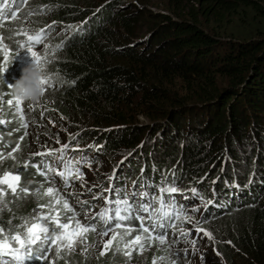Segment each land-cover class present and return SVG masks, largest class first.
<instances>
[{"label": "trees", "instance_id": "obj_1", "mask_svg": "<svg viewBox=\"0 0 264 264\" xmlns=\"http://www.w3.org/2000/svg\"><path fill=\"white\" fill-rule=\"evenodd\" d=\"M140 1L145 0H25L17 6L7 0L17 16L0 21V69L7 67L0 71V94L15 101L9 92L20 78L12 63L19 50L14 23L23 25L32 16L30 25L54 35L51 69L71 82L46 85L42 103L28 104L33 121L46 126L41 113L50 101L51 112L69 120L70 130L79 133V151L101 153L106 162L137 154L117 183L118 198L134 207L154 196L148 183L154 188L159 183L160 188L198 189L217 213L214 227L231 233L229 250H224L227 264H264V0H167L165 13L145 19V33ZM3 114L0 173H35L21 176L19 184L30 194L19 193L18 187V195L9 190L4 196L22 219L14 222L0 211V238H10L25 232L46 178L32 166L41 160L30 150L29 121L13 104H6ZM142 117L148 121L139 123ZM178 151L182 166L164 169L163 160L170 162ZM133 176L137 187L142 185V200L133 191L126 193ZM159 196L166 200L168 193ZM30 200L33 204H26ZM218 220L227 224L219 226ZM120 223L137 231L141 222ZM103 224L95 225L103 231ZM9 247L19 249L23 264L52 261L51 246H44L45 251L38 242L21 247L9 240ZM35 255L42 258L27 259ZM91 256L95 259L86 257L79 264H113L110 257L101 260L96 252ZM0 260L20 264L3 252Z\"/></svg>", "mask_w": 264, "mask_h": 264}, {"label": "rangeland", "instance_id": "obj_2", "mask_svg": "<svg viewBox=\"0 0 264 264\" xmlns=\"http://www.w3.org/2000/svg\"><path fill=\"white\" fill-rule=\"evenodd\" d=\"M138 5L141 6L146 13L144 20H142L143 25L141 26L142 32L144 33L147 31L149 32L144 26L145 19H148L149 21V19H151L150 14L165 13L169 7L167 0H145L144 2L140 1ZM26 18L27 19L24 20L25 22L22 27L14 28V32L16 33L14 38L18 41L19 50L15 61L12 63L18 70H21V72L24 67H27L33 62V57L31 56L32 52H35L41 60L44 56L50 54V49H52L51 44L54 37L53 34H50L49 36L46 35L41 43L35 44L31 51H29L27 47V44L29 43L27 39L28 36H34L38 32L44 34V30L41 29L42 27L30 25L32 23L31 20H33L34 17L28 16ZM17 24H20V22ZM3 32V28L0 27V38H2ZM12 53L14 54L15 51ZM15 75L20 74L15 71ZM20 105L22 112H19V115L21 117L24 116L26 120L29 121L27 134L31 139L30 150L35 159L41 160L44 155L49 154L57 157L61 150H64L65 152L68 151L67 154H65V159L67 156L69 157L73 155L71 151L76 147L72 145V142L70 141V137L74 134V132L70 130V121L58 116V114L53 111L51 112L52 104L50 101H48L46 107L43 108L46 112L41 113V117L46 123L45 127H43V124H40V122H34L30 117L31 110L28 104L21 103ZM0 120L4 121V123L0 124V127L6 126L5 115L3 113L0 114ZM146 121H148L147 117L139 119V123ZM101 135H104V133ZM241 147L247 150V146L244 147L241 145L240 148ZM177 153L173 155L170 162L169 160H163L165 163L164 169H168L170 166L172 169L173 166L175 168L182 166L180 163L181 161L177 159L179 158L178 155L180 154V151ZM102 157L101 153H98L96 154V159L92 161L88 159L87 164H84L83 166L78 165L77 167L82 169L83 178L80 179L78 176L71 177L67 187L63 186L62 180L56 179L57 183L54 186V190H58L59 197H61L60 203L58 204L53 202V197L43 195L50 186L46 180L44 189L40 188L37 191L39 192V198L36 201V206H38L37 209L31 211L30 216H27L26 221L29 225L34 222L37 213L50 214L58 217L60 220H63L65 215L71 216L73 213L68 212L63 207V198H67L69 204L74 206V211L77 213V219L82 223L96 224L98 221H102L98 218L97 213L108 208L106 203L108 198L107 196L105 197V195L107 189L114 185L113 177L111 178V175L115 174L114 164L118 160V158L115 159V157H112L114 162H106ZM106 157H110V155ZM77 159V157H74L73 161H76ZM56 170L60 171L59 169ZM21 180L17 182L18 185ZM30 193L29 190L27 194ZM4 200L7 203L6 206L3 207V212L5 211L4 213L6 215L13 217L12 220L14 222L21 223L22 219L17 217L19 211H15L19 209L15 207L14 210V205H10V202H8V199L6 198H4ZM175 200L182 201L183 197L179 196ZM26 204L31 205L33 204V201L30 200L26 202ZM190 205L191 206L188 209L185 208V212H188V218H185V222L178 227L180 229L179 233H166V236L169 235L171 237H166L164 244H160L157 239L153 238V235L150 237L149 233L143 232H141L143 239L137 244H132L131 240L137 234V231L132 230L128 235L124 236L123 240H121L119 235L123 234L126 228H119L116 229L117 239L112 241V243L107 244V247H105L106 241L111 238L113 233H109L108 236H103L99 234L102 232L99 229L95 232L88 231L87 233L78 230L74 237L72 233L69 232L66 234V239H59L52 245L53 255L51 264H58L63 260H66V264H79L80 262H83L86 257H88L89 260L91 258L95 259V257L91 256V252L98 253L101 260L110 257L113 264H149L150 261L151 264H227L224 250H229L230 244L228 238H230L231 233H229L226 228L219 229L218 226L214 227L212 224L214 222H210V220H208V224L200 225V223H202V218L200 216L205 211L203 207L204 205L197 203L194 205L192 203ZM199 206L200 210L195 216H192L190 211L193 208L197 209ZM85 209H87V213L85 212ZM86 216L92 217V219H86ZM218 221L217 223H219V226L227 224V222ZM72 228H75V222H72ZM205 233H209L210 235H206ZM185 234H187V237L182 238V235ZM53 239H55V237H53ZM220 239H222V241H219ZM69 242H71V247L67 246ZM141 244L144 246L143 248L140 247ZM155 250L158 252H155ZM160 255L162 257L158 259ZM97 260L99 261V259Z\"/></svg>", "mask_w": 264, "mask_h": 264}, {"label": "snow or ice", "instance_id": "obj_3", "mask_svg": "<svg viewBox=\"0 0 264 264\" xmlns=\"http://www.w3.org/2000/svg\"><path fill=\"white\" fill-rule=\"evenodd\" d=\"M14 3L23 4L25 0H13ZM11 16L12 19H16L17 13L13 10L11 4L7 2V0H0V21H3ZM47 33L40 34L37 33L34 36L29 35L27 44L28 50L35 46V44H39L42 40L46 37ZM7 39V38H3ZM5 56L8 55L7 47L4 49ZM31 56L37 60L40 58L37 56L35 52H32ZM0 71H7V67L0 69ZM6 104H13L16 108L17 112H22V109L19 107L21 104L18 101H13L12 99L5 100L3 95L0 94V114L4 111V106ZM4 123V121L0 120V124ZM25 127L27 125H24ZM3 157H0L2 159ZM73 159H65V152L61 150L60 155L55 157L54 161L50 160H41V161H33L32 166L37 169V172L41 176H44L50 186L47 190L43 193V195H48L53 197L54 203H60L61 197H59L58 190H54V186L57 183L55 177H48L47 172L55 171L57 168H62L59 172V176L63 181V186H68L69 178L73 175L78 176L80 179L83 178V173L80 167H74ZM88 163L87 157L82 158L81 160L76 161L77 165L83 166L84 164ZM28 165L26 164L24 168L26 169ZM27 175H35V173H26L23 169H18L15 172L11 170H6L3 173H0V185H6L7 187H0V211L3 210V207L6 206V201L4 200V196L6 194H17V188L19 187V193H27L29 189L24 186L18 185L17 182L21 180V176ZM28 179L23 181V184H28ZM42 186V184H41ZM10 190V193H9ZM115 191V190H112ZM161 193H176L178 192V188L176 186L170 187H161L159 189ZM135 195V194H134ZM147 195V193H145ZM108 203H114V209L105 208L102 212L97 213V216L100 220L103 221L104 225H110L114 223L112 227H105L100 235L108 236L109 233H113L111 238L106 241L105 247L107 244L112 243V241L117 239L116 229L124 227L122 225V221H132V220H139L141 223L138 226L137 234L132 238L131 243L137 244L139 243L143 237L141 232L149 233L150 237L154 233L155 236L153 238L157 239L160 244L165 243L166 239V232L164 231H157V229H166L171 227L170 218L171 219H178L180 215L183 213V206H178L175 202L174 197H170L168 201H165L163 196L153 197V202L151 204H141L139 207H134L130 205L127 199L123 197L120 200L116 201H108ZM159 203V208H156L154 205ZM63 207L68 212H72L71 216L65 215L63 220H60L56 216H52L50 214H40L37 213L34 218V222L30 225L28 222L25 223V232L22 234H13L9 238V236L5 235L4 237L0 238V252H3L4 255H11L15 258L16 261H19L20 264H23L22 257L18 254L19 249H12L9 247V240L14 243H19L21 247H24L26 244L31 245L35 243L37 240L41 239V249L45 250L44 245H48L49 247L57 242L59 239H66L67 233L71 232L73 237L75 233L79 230L84 233L88 231H97V227L94 223H82L77 219V213L74 211V206L70 205L67 198H63ZM151 208V211H150ZM171 209V211H169ZM87 213V209H85ZM122 213H128L127 215ZM140 213H144L146 215H141ZM86 219H92V217L86 216ZM145 220H151V224L143 223ZM72 222H75V228H72ZM4 231L3 226H0V232ZM132 231L131 228H127L123 234L119 235V238L123 240L125 235H128ZM206 235H210L209 233H205ZM187 235V234H185ZM55 237V239H53ZM71 247V242L67 245ZM141 248L144 246L141 244ZM119 250V249H117ZM26 252L31 251L30 247L25 249ZM42 257L40 255L35 256H28L27 259L29 260H39ZM0 264H13L12 261H3L0 260Z\"/></svg>", "mask_w": 264, "mask_h": 264}, {"label": "clouds", "instance_id": "obj_4", "mask_svg": "<svg viewBox=\"0 0 264 264\" xmlns=\"http://www.w3.org/2000/svg\"><path fill=\"white\" fill-rule=\"evenodd\" d=\"M18 22L19 21L14 23L16 25L14 28H20L23 26V25L17 24ZM41 29H43L44 33H47L48 36L50 35V32H48L47 28L42 27ZM51 47H52V49H50L49 55L44 56L42 58V60L41 59L37 60V59L33 58V62L30 65H28L27 67H24L22 69V72H21V70H18L14 65V70L17 71L21 75L20 78L17 79L15 81V83L10 86L9 92L15 101H18V102L23 103V104L39 105L42 103V101L45 98L46 85L50 87L53 83H56L60 86H64L66 83H71L70 81H67L66 78L61 76L59 73H57L51 69V67H50L51 62L48 60L51 59L52 56H54V50H53L54 47L52 44H51ZM56 47L60 48L61 45H56ZM17 54H18V52L15 54L14 61L17 57ZM0 81H3V76H0ZM3 83H4V81H3ZM74 134H75V132H74ZM74 134L70 137V141L72 142L71 144L74 145L76 148H74L71 151V153L73 155H71L69 157L67 156L66 160L68 158L70 159V157L71 158L77 157L78 159L76 161L81 160L84 157H87V159H89L91 161L96 159V154H90L89 152H86L84 154L82 151H79V145L76 144V141H75V138L78 137L79 133L75 134V135ZM89 149H91V147ZM67 152L68 151H66L65 154H67ZM59 155H60V153H59ZM91 155H92L93 159L88 158ZM45 156H48V157L50 156V159H52L51 161H54L55 157H56L55 155H51V154L44 155L43 157H45ZM136 157H137V154H134L133 157L130 158V154H129V155L125 156V158L117 160L115 164L113 163L114 168H115V174H112L111 178L113 177L114 185H112L110 188L107 189L106 195H105V197L107 196V198H108L106 201V203L108 205V209L111 210L115 207L114 203H108V201H116V200H120L122 198V196H120V199H119L118 195H117V192L119 191L118 188L120 187L119 185H117V183L119 181V174H121V172L124 170V168L128 167V164L131 163V160H133V161L137 160V159H134ZM76 161H73L74 167L78 166L76 164ZM57 169H59L60 171L62 170V168H57ZM56 171L57 170L49 171L50 177H55L57 180H62L59 176L60 171H57V172ZM139 176H141V175H139ZM72 177H75V175H73ZM136 179H137V176H133L132 180H131L132 183L126 184L125 190H126V193H128V194L131 193V191H133V193L136 196H139L140 200H142L140 193H139V190L142 187V185L137 187V185L135 184V183H137ZM68 182H70V180ZM134 184H135V186H134ZM147 186H148L149 192H151L152 189H155L154 193H153L154 194L153 197H156L157 193H160V195H161V192L159 191V189H160L159 183L154 185L155 188L153 186H150L149 183L147 184ZM112 190H115V191H112ZM179 196H182L183 200L182 201H176L175 200V202L178 206H183L182 217H180L178 219H171L170 218L169 222L171 223L172 226L168 227L166 229H163V230L157 229V231H164L166 233H175V234L179 233L180 229L178 227H180L181 224L185 222V218H188V212H185V208L188 209L191 206L190 204H192V203H193V205L196 203L204 205L203 207H204L205 211L200 216L202 218V223H200V225L208 224L207 223L208 220H210V222H211L214 219V217L217 215L216 212L210 210L209 202L205 200V198L202 196L201 192L196 188H192L189 190L179 189V191L176 193L168 194L167 199L165 201H168L170 199V197H174V199H177V197H179ZM124 197H126V196H124ZM153 197L151 198L150 202L147 201L146 204H151L153 202ZM144 198H145V196H144ZM134 201L137 202L138 200L135 198ZM199 208H200V206L197 209L193 208L190 211L192 216H195L197 214V212L200 210ZM150 211H151V208H150ZM169 211H171V209H169ZM141 214H144V213H141ZM208 218H210V219H208ZM145 222H147L148 224L152 223L151 220H145ZM177 222H179L178 225L175 224ZM114 223L115 222H113V224H110L111 225L110 227L114 226ZM105 226L106 225H104V227ZM107 226L109 227V225H107ZM152 235L155 236V234H152ZM168 236L169 235H167L166 237H168ZM169 237H171V236H169ZM186 237H187L186 235H182V238H186ZM36 242H38V244L41 245L42 239L37 240ZM44 246L49 247L48 245H44ZM51 247H52V245H51ZM52 252H53V247H52ZM51 255H53V254H51ZM45 262H46V260H45ZM49 264H51V262Z\"/></svg>", "mask_w": 264, "mask_h": 264}]
</instances>
